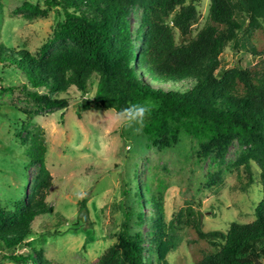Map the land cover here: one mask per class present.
Wrapping results in <instances>:
<instances>
[{
    "label": "trees",
    "instance_id": "1",
    "mask_svg": "<svg viewBox=\"0 0 264 264\" xmlns=\"http://www.w3.org/2000/svg\"><path fill=\"white\" fill-rule=\"evenodd\" d=\"M210 0L205 25L194 34L200 20L201 0H144L139 27L132 22L138 0H45L49 8L64 13V21L41 47L40 56L27 50L9 52L0 46V64L25 79L27 95L48 110L66 108L61 95L72 87L83 93L96 83L92 103L119 113L130 104L150 108L143 132L151 141L180 136L196 139L208 157L212 147L225 151L234 141L246 147L243 163L249 185L255 182L251 163L260 169L263 197L251 223L233 222L224 233L204 231L202 216L191 209L185 222L209 251L196 264H264V0ZM145 3V5H144ZM232 43L239 53L257 58L254 65L221 66V56ZM96 80V82H95ZM43 133L29 152L32 165L40 168L32 200L24 198L14 210L0 206V251L2 260L14 264H53L38 254L28 237L32 222L47 214L46 199L53 177L45 166ZM124 190L129 201L123 205L116 244L101 264H150L144 255L145 236L134 231L145 222L137 180ZM128 187V188H127ZM152 193V192H151ZM158 209L155 194L149 200ZM155 215L158 216V213ZM162 218V214L159 215ZM78 226H91L89 210L81 203ZM154 241L159 260L167 256L175 241L167 226L157 224ZM21 248L30 250L18 254Z\"/></svg>",
    "mask_w": 264,
    "mask_h": 264
},
{
    "label": "rangeland",
    "instance_id": "2",
    "mask_svg": "<svg viewBox=\"0 0 264 264\" xmlns=\"http://www.w3.org/2000/svg\"><path fill=\"white\" fill-rule=\"evenodd\" d=\"M140 1L143 5L144 0H138L132 15L137 27L143 15ZM209 8L210 0H201L194 34L205 25ZM64 19L63 11L49 8L45 0H0V46L39 57L41 47ZM260 40L263 45L264 36ZM240 59L242 67L257 61L227 44L221 66L233 68ZM25 82L19 72L0 64V206L11 211L20 200H32L40 168L31 164L28 155L43 133L45 166L53 177L46 199L51 210L32 222L28 241L53 264H101L117 242L123 205L138 206L124 195L126 184L133 187L135 180L143 194L139 207L145 222L137 225L133 218L132 226L150 237L144 251L150 264H164L154 241L159 223L167 226V236L175 241L167 264H196L207 254L209 245L185 224L188 209L202 216L206 232L225 233L233 222L255 220V208L263 197L260 169L251 163L255 182L249 185L242 161L246 147L238 141L225 151L212 147L205 158L192 137L182 134L176 144L168 137L151 141L143 132L144 123L126 127L116 111L95 107L96 83L88 86L87 93L73 85L61 95L69 99L68 106L48 110L27 95ZM152 194L161 202L158 209L149 201ZM82 202L91 226L77 225ZM29 252L27 248L16 251ZM10 253L0 251V264H14L1 259Z\"/></svg>",
    "mask_w": 264,
    "mask_h": 264
},
{
    "label": "clouds",
    "instance_id": "3",
    "mask_svg": "<svg viewBox=\"0 0 264 264\" xmlns=\"http://www.w3.org/2000/svg\"><path fill=\"white\" fill-rule=\"evenodd\" d=\"M149 113L150 108L144 104H130L117 113V118L126 127L142 126Z\"/></svg>",
    "mask_w": 264,
    "mask_h": 264
}]
</instances>
